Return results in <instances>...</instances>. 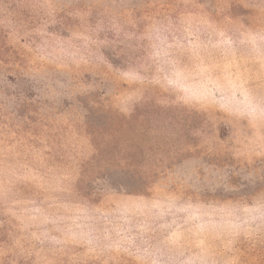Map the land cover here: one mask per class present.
Returning <instances> with one entry per match:
<instances>
[{
  "label": "rangeland",
  "instance_id": "obj_1",
  "mask_svg": "<svg viewBox=\"0 0 264 264\" xmlns=\"http://www.w3.org/2000/svg\"><path fill=\"white\" fill-rule=\"evenodd\" d=\"M0 264H264V0H0Z\"/></svg>",
  "mask_w": 264,
  "mask_h": 264
}]
</instances>
